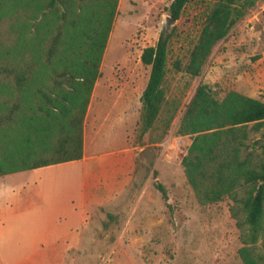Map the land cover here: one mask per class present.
I'll use <instances>...</instances> for the list:
<instances>
[{"label": "rangeland", "instance_id": "374dc122", "mask_svg": "<svg viewBox=\"0 0 264 264\" xmlns=\"http://www.w3.org/2000/svg\"><path fill=\"white\" fill-rule=\"evenodd\" d=\"M207 1H188L173 21L165 10L170 0L116 1L98 69L101 77L116 79L105 87L129 91L137 118L149 71L139 60L141 49L154 44L161 32L168 36L166 77L172 86L182 82L183 73H174L171 62H186L185 51L197 37ZM199 83L217 98L235 90L264 102V0H255L214 44L161 141L148 143L144 134L137 144V118L130 124L129 183L111 200L89 207L99 198L93 197L94 187L103 179L110 186L113 170L119 169L116 156L125 142L117 127L102 128V137L84 158L15 177L1 175L0 264H240L229 199L199 203L180 164L190 139L175 130ZM88 129L87 121L86 137ZM85 146H90L87 140ZM4 177L23 179L10 184Z\"/></svg>", "mask_w": 264, "mask_h": 264}, {"label": "trees", "instance_id": "16d2710c", "mask_svg": "<svg viewBox=\"0 0 264 264\" xmlns=\"http://www.w3.org/2000/svg\"><path fill=\"white\" fill-rule=\"evenodd\" d=\"M117 0H0V175L78 160L82 126ZM190 0H170L175 20ZM255 0H208L184 75L166 77L168 36L141 49L149 67L133 131L137 144L162 140L214 44ZM190 139L180 157L196 200L226 196L238 229L240 264H264V102L235 90L217 98L195 86L175 130ZM259 133V137H254ZM162 198L165 193L157 184Z\"/></svg>", "mask_w": 264, "mask_h": 264}, {"label": "crops", "instance_id": "0c3cea01", "mask_svg": "<svg viewBox=\"0 0 264 264\" xmlns=\"http://www.w3.org/2000/svg\"><path fill=\"white\" fill-rule=\"evenodd\" d=\"M99 74L93 83L83 118L81 158L88 156L93 151L94 148L91 145L93 144L97 136L102 137L101 135L102 128L107 126L110 127L111 130L113 129V127H117V129H119L121 133V138L124 140L125 144L124 147L118 150L117 152L118 155L116 157H119L120 159V166L117 171L113 170L112 178L110 180L111 185L109 186V183H106L105 179H103L102 182H99L100 183L99 185L94 187L93 197L98 195L99 198L94 200L89 205V207L91 206V208H93L94 206H96L97 204H99L104 200H111L113 198L112 196L114 195V193H118L122 191L125 187L127 188L129 183V179H128V155H129L128 152L130 148L128 146V138H129L128 134L130 132L129 126L131 123L134 124L137 118V115H135L134 112L135 105L133 107V110L131 108L133 104L130 105L129 91L127 89L118 90V89H110L109 87H105L107 81H111L115 78H113L112 76L101 77V74L100 75ZM99 85L103 86V88H99ZM87 121L89 123V129L87 134L89 138L86 137V131H85V125ZM104 133H106V131ZM86 140L90 145L88 148H86L85 146ZM19 172L21 171H16L2 175L15 177V174H18ZM4 178L10 184L12 182L20 181L23 179V178L22 179L14 178L13 180H11V179H7L6 177ZM114 180H115V184L113 183Z\"/></svg>", "mask_w": 264, "mask_h": 264}, {"label": "water", "instance_id": "95a60500", "mask_svg": "<svg viewBox=\"0 0 264 264\" xmlns=\"http://www.w3.org/2000/svg\"><path fill=\"white\" fill-rule=\"evenodd\" d=\"M170 19V18H169ZM170 20H172V19H170ZM173 21V20H172Z\"/></svg>", "mask_w": 264, "mask_h": 264}]
</instances>
